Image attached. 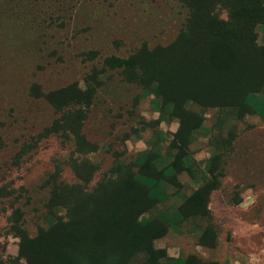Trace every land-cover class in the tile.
I'll return each mask as SVG.
<instances>
[{"label":"trees","instance_id":"16d2710c","mask_svg":"<svg viewBox=\"0 0 264 264\" xmlns=\"http://www.w3.org/2000/svg\"><path fill=\"white\" fill-rule=\"evenodd\" d=\"M180 4L186 18L169 45L143 44L128 58L105 59L101 69L87 76L84 88L72 83L42 92L36 84L30 86L29 96L56 115L34 145L52 137L72 141L75 149L67 166L75 181L62 178L61 166L46 175L41 184L47 193L45 213L32 232L23 212L12 211L9 231L18 240L17 256L0 258V264H218L195 255L171 258L156 242L188 225L197 233L198 246L216 247L209 201L224 177L222 154L200 172L189 148L210 129L208 113L214 131L256 113L253 99L264 96V45L257 42V31L264 28V0ZM106 71L121 72L123 82L153 95L157 124L176 121L178 130L163 152L165 142L158 140L134 155L114 153L111 166L94 182L100 166L88 157L99 150L85 138L82 126L104 87ZM228 135L231 139L218 137L214 144L227 151L235 139L234 133ZM183 174L197 186L188 196L180 194Z\"/></svg>","mask_w":264,"mask_h":264},{"label":"rangeland","instance_id":"374dc122","mask_svg":"<svg viewBox=\"0 0 264 264\" xmlns=\"http://www.w3.org/2000/svg\"><path fill=\"white\" fill-rule=\"evenodd\" d=\"M185 18L180 0H0V258L17 256L18 240L9 231L14 209L23 212L27 231L40 224L46 175L61 166L62 178L75 181L67 166L75 149L72 141L52 137L34 145L56 115L29 96L30 86L36 84L42 92L72 83L84 88L87 76L101 69L105 59L128 58L143 44L154 48L172 43ZM221 18L226 19L225 13ZM257 35L258 44L264 45V28ZM120 74L106 71L104 87L82 126L85 138L99 150L88 157L100 166L94 182L111 166L114 153L134 155L158 140L165 142L163 152L178 130L176 121L157 124L154 96L123 82ZM253 105L256 113L221 131L211 128L213 115L208 113L210 129L189 148L200 172L214 155L222 154L224 177L209 201L216 247L198 246L197 233L184 225L156 242L169 257L264 264V96L254 98ZM229 133L235 135L230 148H218L213 141L231 139ZM180 182L181 195L197 188L187 174Z\"/></svg>","mask_w":264,"mask_h":264},{"label":"crops","instance_id":"0c3cea01","mask_svg":"<svg viewBox=\"0 0 264 264\" xmlns=\"http://www.w3.org/2000/svg\"><path fill=\"white\" fill-rule=\"evenodd\" d=\"M248 264V263H247Z\"/></svg>","mask_w":264,"mask_h":264}]
</instances>
